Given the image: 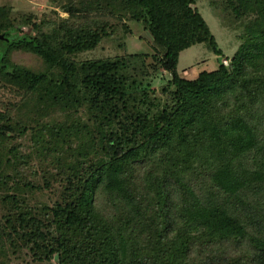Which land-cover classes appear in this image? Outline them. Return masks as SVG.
Here are the masks:
<instances>
[{
    "label": "trees",
    "instance_id": "obj_1",
    "mask_svg": "<svg viewBox=\"0 0 264 264\" xmlns=\"http://www.w3.org/2000/svg\"><path fill=\"white\" fill-rule=\"evenodd\" d=\"M50 1L0 3V264H264V0H211L231 57L196 0Z\"/></svg>",
    "mask_w": 264,
    "mask_h": 264
},
{
    "label": "rangeland",
    "instance_id": "obj_2",
    "mask_svg": "<svg viewBox=\"0 0 264 264\" xmlns=\"http://www.w3.org/2000/svg\"><path fill=\"white\" fill-rule=\"evenodd\" d=\"M0 3L11 5L14 16L26 14L30 11L41 15L45 10L52 8L53 4L50 0H0ZM196 5L208 22L213 34L216 36L225 56L231 57L238 49L240 43L237 38V33L223 23L222 11L216 9L212 5L211 0H196ZM130 24L132 27V33L126 36V38L124 37L120 39L119 36H115L116 40L115 38L112 40H105L98 47L80 53L78 58L93 59L121 54L123 53V50L117 45L119 40L126 44L125 52H151L152 39L147 31L143 29V25L137 21H131ZM23 29L25 31L29 30L26 26ZM1 47L2 45L0 46V49ZM22 59V61H26L25 57ZM219 60L220 57L211 52L205 43H200L185 49L180 53L178 72L183 78L195 79L202 71L215 70L219 65ZM162 80L163 78L159 76L155 80V87L161 84L163 82Z\"/></svg>",
    "mask_w": 264,
    "mask_h": 264
},
{
    "label": "water",
    "instance_id": "obj_3",
    "mask_svg": "<svg viewBox=\"0 0 264 264\" xmlns=\"http://www.w3.org/2000/svg\"><path fill=\"white\" fill-rule=\"evenodd\" d=\"M4 38H5V35L4 34H0V40L4 39Z\"/></svg>",
    "mask_w": 264,
    "mask_h": 264
},
{
    "label": "built area",
    "instance_id": "obj_4",
    "mask_svg": "<svg viewBox=\"0 0 264 264\" xmlns=\"http://www.w3.org/2000/svg\"><path fill=\"white\" fill-rule=\"evenodd\" d=\"M224 63H225L226 65H228V60H227V59H225V60H224Z\"/></svg>",
    "mask_w": 264,
    "mask_h": 264
}]
</instances>
